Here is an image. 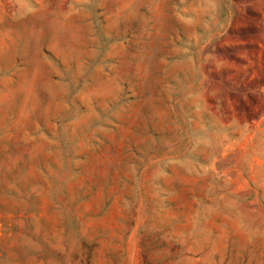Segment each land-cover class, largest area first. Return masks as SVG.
Instances as JSON below:
<instances>
[{
    "label": "rangeland",
    "instance_id": "obj_1",
    "mask_svg": "<svg viewBox=\"0 0 264 264\" xmlns=\"http://www.w3.org/2000/svg\"><path fill=\"white\" fill-rule=\"evenodd\" d=\"M0 264H264V0H0Z\"/></svg>",
    "mask_w": 264,
    "mask_h": 264
}]
</instances>
